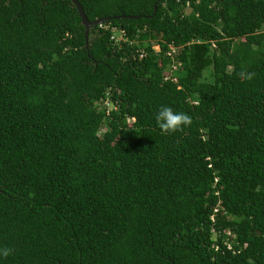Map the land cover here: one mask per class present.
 I'll use <instances>...</instances> for the list:
<instances>
[{
    "label": "trees",
    "instance_id": "1",
    "mask_svg": "<svg viewBox=\"0 0 264 264\" xmlns=\"http://www.w3.org/2000/svg\"><path fill=\"white\" fill-rule=\"evenodd\" d=\"M78 1L0 0V264H264V0Z\"/></svg>",
    "mask_w": 264,
    "mask_h": 264
},
{
    "label": "clouds",
    "instance_id": "2",
    "mask_svg": "<svg viewBox=\"0 0 264 264\" xmlns=\"http://www.w3.org/2000/svg\"><path fill=\"white\" fill-rule=\"evenodd\" d=\"M154 121L160 132L164 134L178 131L182 126L190 125L192 118L184 112L174 111L170 106L161 105L154 114ZM10 252V248H0V257L8 256Z\"/></svg>",
    "mask_w": 264,
    "mask_h": 264
},
{
    "label": "water",
    "instance_id": "3",
    "mask_svg": "<svg viewBox=\"0 0 264 264\" xmlns=\"http://www.w3.org/2000/svg\"><path fill=\"white\" fill-rule=\"evenodd\" d=\"M71 2L75 5L78 16L80 17L81 23L84 26V45H85V47H87L88 30H89L90 26L95 25V24L100 23V22L105 21V20H109L111 17H104V18H97L94 20H88L80 2L78 0H71ZM155 10H156V2L153 4V13L155 12ZM122 16H125V15H122Z\"/></svg>",
    "mask_w": 264,
    "mask_h": 264
},
{
    "label": "built area",
    "instance_id": "4",
    "mask_svg": "<svg viewBox=\"0 0 264 264\" xmlns=\"http://www.w3.org/2000/svg\"><path fill=\"white\" fill-rule=\"evenodd\" d=\"M230 236H233L230 232L227 233ZM224 243H226V246L229 248L230 244H229V240H225Z\"/></svg>",
    "mask_w": 264,
    "mask_h": 264
},
{
    "label": "rangeland",
    "instance_id": "5",
    "mask_svg": "<svg viewBox=\"0 0 264 264\" xmlns=\"http://www.w3.org/2000/svg\"><path fill=\"white\" fill-rule=\"evenodd\" d=\"M154 49H158V46L156 44L152 45Z\"/></svg>",
    "mask_w": 264,
    "mask_h": 264
}]
</instances>
